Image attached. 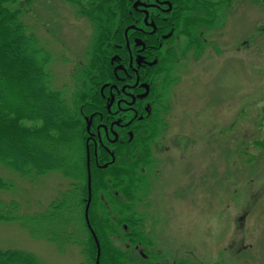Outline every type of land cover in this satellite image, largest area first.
<instances>
[{"label":"rangeland","instance_id":"rangeland-1","mask_svg":"<svg viewBox=\"0 0 264 264\" xmlns=\"http://www.w3.org/2000/svg\"><path fill=\"white\" fill-rule=\"evenodd\" d=\"M26 6L29 31L52 55V87L66 91L87 59L92 23L63 0ZM204 34L172 60L170 109L158 115L153 163L143 168L146 178L135 177L150 194L138 212L152 243L134 248L126 232L115 236L127 264H264V0H235ZM0 180L9 188H0V205L18 204L23 218L47 213L74 183L56 170L23 178L1 163ZM12 220L0 219V250L29 252L39 264H85L79 247L60 248L29 221Z\"/></svg>","mask_w":264,"mask_h":264},{"label":"trees","instance_id":"trees-1","mask_svg":"<svg viewBox=\"0 0 264 264\" xmlns=\"http://www.w3.org/2000/svg\"><path fill=\"white\" fill-rule=\"evenodd\" d=\"M63 1L79 7V15L88 18L94 30L85 63L71 72L67 90L57 91L48 71L52 55L23 19L31 0H0V163L23 178L33 179L56 170L74 183L43 215L23 218L17 215L18 204L12 203L0 205V219L24 220V224L29 221L31 231L60 248L77 246L85 264H97V243L86 221L91 188L88 216L100 244V264H127L130 256L114 243L115 236L126 232L129 247L134 248L141 241L152 243L150 236L141 232L144 216L138 212L150 194L147 187L145 193L140 191L135 177L137 181L138 174L140 181L146 178L143 168L153 163L149 151L161 124L160 116L152 115L143 126L137 125L134 136L123 132L117 143L103 135L97 157L93 133L105 120L109 124L108 101L101 90L115 79L111 59L116 55V45L124 42L125 29L134 23L132 0ZM203 1L208 0H201V5L193 9L197 13L184 12L173 19L180 29L176 31L187 34L183 36V53L198 44L197 35L224 21L226 8L235 0H212L211 5ZM174 57L156 71L157 87L169 89L175 81L172 69L176 63L170 60ZM5 85L9 91H5ZM1 181L0 188L9 189ZM0 264L39 263L29 252L0 250Z\"/></svg>","mask_w":264,"mask_h":264},{"label":"flooded vegetation","instance_id":"flooded-vegetation-1","mask_svg":"<svg viewBox=\"0 0 264 264\" xmlns=\"http://www.w3.org/2000/svg\"><path fill=\"white\" fill-rule=\"evenodd\" d=\"M131 2L130 14L133 15L134 23L125 29L124 42L116 45V55L111 59L115 79L106 83L101 90L108 101L107 112L110 119L109 124L105 120L96 133H93L96 157L98 146L104 142L103 135L111 143H117L123 132L134 136L137 125L143 126L146 119L149 121L148 118L152 115L158 116L164 108H169L166 100L169 89H162L163 85H155L156 71L172 55L177 58L185 44L183 36L187 34L176 31L180 29L173 19L177 15L181 17L184 12H196L193 9L201 5V0ZM203 3L211 5L214 1ZM201 34L204 37L205 34ZM169 55L171 56L168 57Z\"/></svg>","mask_w":264,"mask_h":264},{"label":"water","instance_id":"water-1","mask_svg":"<svg viewBox=\"0 0 264 264\" xmlns=\"http://www.w3.org/2000/svg\"><path fill=\"white\" fill-rule=\"evenodd\" d=\"M89 181L91 183V176H90V173H89ZM92 198H91V188H90V199H89V204H88V207H87V210H86V220H87V223H88V226H89V229L97 243V247H98V260H97V264H100V254H101V250H100V244H99V241H98V238L95 234V232L91 229V226H90V222H89V216H88V212H89V207H90V202H91Z\"/></svg>","mask_w":264,"mask_h":264}]
</instances>
